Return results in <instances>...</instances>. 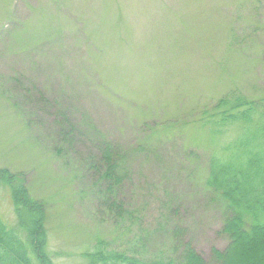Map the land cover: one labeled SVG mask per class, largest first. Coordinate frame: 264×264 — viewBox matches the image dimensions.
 Masks as SVG:
<instances>
[{
  "label": "rangeland",
  "instance_id": "1",
  "mask_svg": "<svg viewBox=\"0 0 264 264\" xmlns=\"http://www.w3.org/2000/svg\"><path fill=\"white\" fill-rule=\"evenodd\" d=\"M228 96L264 102V0H0V167L44 203L57 264H87L99 240L161 254L165 233L146 230L171 202L204 259L223 250L205 174L244 128L217 122ZM90 130L124 149V225L101 197ZM0 216L16 222L3 182Z\"/></svg>",
  "mask_w": 264,
  "mask_h": 264
},
{
  "label": "trees",
  "instance_id": "2",
  "mask_svg": "<svg viewBox=\"0 0 264 264\" xmlns=\"http://www.w3.org/2000/svg\"><path fill=\"white\" fill-rule=\"evenodd\" d=\"M215 106L220 125L242 121L244 127L238 137L224 145L223 153L210 156L205 174L206 190L221 202V233L228 238L227 246L223 250L212 248L210 259H204L186 240V226L174 221L178 209L171 202L162 208L158 219V225L163 226L146 230L151 236L159 229L165 233L167 248L161 254L151 257L140 251L113 249L107 245L109 241L99 240L93 251L82 253L87 264H247L252 259L253 264H264V102L228 96L221 97ZM73 131L68 121V133ZM90 132L96 134L95 146L101 152L100 178L106 183L101 197L124 225L132 218L120 199L131 176L123 161L124 149L105 134ZM0 182L11 190L16 219L10 225L0 216V264H57L46 249L44 203L34 199L6 168L0 167Z\"/></svg>",
  "mask_w": 264,
  "mask_h": 264
}]
</instances>
